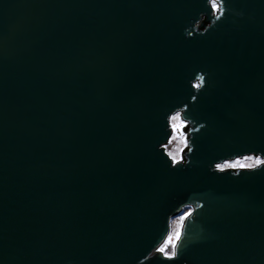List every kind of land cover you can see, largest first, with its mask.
I'll return each instance as SVG.
<instances>
[{
    "label": "water",
    "instance_id": "water-1",
    "mask_svg": "<svg viewBox=\"0 0 264 264\" xmlns=\"http://www.w3.org/2000/svg\"><path fill=\"white\" fill-rule=\"evenodd\" d=\"M249 155L264 0H0V264H264Z\"/></svg>",
    "mask_w": 264,
    "mask_h": 264
},
{
    "label": "rangeland",
    "instance_id": "rangeland-1",
    "mask_svg": "<svg viewBox=\"0 0 264 264\" xmlns=\"http://www.w3.org/2000/svg\"><path fill=\"white\" fill-rule=\"evenodd\" d=\"M171 125L173 129V133L165 149L172 158L175 157L174 160H179L181 156V152L186 147L187 144V136H186V132L184 131V126L186 125V123L181 119L180 114L176 113L171 117ZM257 160L260 161L261 158L254 156H245L221 163L218 165V168L226 169L230 167H252L255 164H257L256 163ZM189 211L190 209H187L184 212V214L172 220L170 234L168 235L166 241L161 247V249L162 248L164 249L163 251L164 253L167 250L170 251L169 254L167 253L165 254L171 255L173 253L175 240L180 233L182 219Z\"/></svg>",
    "mask_w": 264,
    "mask_h": 264
},
{
    "label": "built area",
    "instance_id": "built-area-1",
    "mask_svg": "<svg viewBox=\"0 0 264 264\" xmlns=\"http://www.w3.org/2000/svg\"><path fill=\"white\" fill-rule=\"evenodd\" d=\"M249 156L260 157L259 155H249ZM260 158H261L260 161L262 162L264 159L262 157H260ZM180 159H182V155L180 156ZM255 165H258V164H255ZM230 168H240V167H230Z\"/></svg>",
    "mask_w": 264,
    "mask_h": 264
},
{
    "label": "snow or ice",
    "instance_id": "snow-or-ice-1",
    "mask_svg": "<svg viewBox=\"0 0 264 264\" xmlns=\"http://www.w3.org/2000/svg\"><path fill=\"white\" fill-rule=\"evenodd\" d=\"M213 7H217V5L215 3H213ZM173 159H175V157H173ZM256 163L259 164V163H261V161L257 160ZM160 251L163 252L164 249L162 248V249H160ZM173 255H174V253H173Z\"/></svg>",
    "mask_w": 264,
    "mask_h": 264
},
{
    "label": "trees",
    "instance_id": "trees-1",
    "mask_svg": "<svg viewBox=\"0 0 264 264\" xmlns=\"http://www.w3.org/2000/svg\"><path fill=\"white\" fill-rule=\"evenodd\" d=\"M184 153H185V150H184ZM187 210V209H186ZM173 220V219H172ZM171 224H172V221H171ZM170 251H165V253L169 254Z\"/></svg>",
    "mask_w": 264,
    "mask_h": 264
}]
</instances>
